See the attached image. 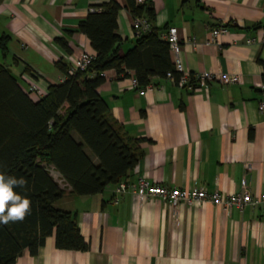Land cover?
<instances>
[{"label":"crops","instance_id":"1","mask_svg":"<svg viewBox=\"0 0 264 264\" xmlns=\"http://www.w3.org/2000/svg\"><path fill=\"white\" fill-rule=\"evenodd\" d=\"M109 1L0 0V38L9 39L0 63L24 90L29 84L40 90L41 96L30 94L31 99L44 97L50 84L65 80L59 62L68 65L82 52L95 54L78 27L94 6ZM113 1L121 6L117 34L125 52L136 40L133 16L128 0ZM134 1L151 4L152 25L161 35L177 28L180 49L170 52L174 67L189 74H235L240 83L179 88L167 78L153 77L135 86L131 71L125 78L114 70L104 72L97 92L125 136L138 140L139 161L121 181L144 177L170 188L224 194L244 188L254 196L264 194V112L258 110L264 101V0ZM217 24L227 25L228 32L217 44H208L209 30ZM61 38L69 53L58 44ZM50 174L65 188L54 207L75 214L88 250L56 249L49 236L36 256L24 250L14 264H264V203L226 212L209 202L171 208L124 193L114 204L115 185L79 197L58 172Z\"/></svg>","mask_w":264,"mask_h":264},{"label":"trees","instance_id":"2","mask_svg":"<svg viewBox=\"0 0 264 264\" xmlns=\"http://www.w3.org/2000/svg\"><path fill=\"white\" fill-rule=\"evenodd\" d=\"M127 8L133 18L148 20L150 32L122 52L116 21L121 6L113 0L94 6L78 27L95 51L94 61L74 76H67V65L59 62L64 82L50 84L38 100L31 99L32 93L0 63V173L24 177L27 187L15 191L31 201V213L22 222L0 224V264H14L24 250L36 256L49 236H54L56 249L88 250L75 214L54 207L65 188L53 179L51 170L60 174L72 194L84 197L116 185L139 161L138 140L125 136L97 92L104 72L114 70L125 78L131 71L138 86L147 85L153 77L164 79L168 72L177 80L179 74L170 60L168 44L152 25L155 11L151 4L128 0ZM8 40L5 35L0 38L3 55ZM57 42L69 53L63 38ZM260 65L264 84V63Z\"/></svg>","mask_w":264,"mask_h":264},{"label":"built area","instance_id":"3","mask_svg":"<svg viewBox=\"0 0 264 264\" xmlns=\"http://www.w3.org/2000/svg\"><path fill=\"white\" fill-rule=\"evenodd\" d=\"M132 32L136 38L145 35L150 32V23L145 17H136L132 19L131 24ZM228 29L225 24H217L210 28L209 36L207 38L208 44H217L218 39L227 34ZM161 39L165 41L169 50L172 54H177L180 49V39L178 36L177 28L170 27L167 29L165 34H162ZM191 43L195 44V39H189ZM95 59V54H89L82 52L78 57L73 58L67 65V76H74L78 72H84L92 64ZM175 71L179 74L177 80L174 79L173 74L168 72L165 78L173 81L179 88L190 87L191 84H196L199 88L207 89L209 84L212 82L218 83L220 86L225 87L229 85H235L240 83L238 75L222 74V73H200V74H189L180 69L179 65H175ZM135 86H138L136 80H134ZM28 92L41 96L40 90L34 85H28ZM261 90L264 91V85L261 86ZM143 91L140 95H143ZM258 110L264 112V101L261 100L258 104ZM251 169V166H248ZM60 184V183H59ZM62 187V185L60 184ZM124 193H132L137 196L141 201L144 199L159 200L171 208H177L180 203L188 205L201 204L203 202L214 203L222 208L224 211L230 209H237L243 211L244 208L250 207L255 209L260 204L264 203V194L254 196L246 189H242L240 192L232 194H224L219 191L208 192L204 189H181V188H170L156 183H151L144 177H138L133 183L126 181H120L115 185L114 196L112 202L114 204L119 203L120 196Z\"/></svg>","mask_w":264,"mask_h":264},{"label":"clouds","instance_id":"4","mask_svg":"<svg viewBox=\"0 0 264 264\" xmlns=\"http://www.w3.org/2000/svg\"><path fill=\"white\" fill-rule=\"evenodd\" d=\"M24 177L5 176L0 173V224L22 222L31 213V201L15 189H25Z\"/></svg>","mask_w":264,"mask_h":264}]
</instances>
